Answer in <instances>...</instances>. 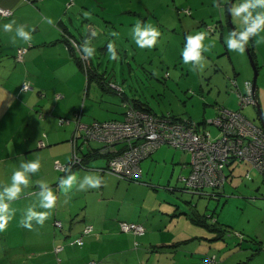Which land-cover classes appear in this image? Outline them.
I'll return each mask as SVG.
<instances>
[{"label": "rangeland", "instance_id": "obj_1", "mask_svg": "<svg viewBox=\"0 0 264 264\" xmlns=\"http://www.w3.org/2000/svg\"><path fill=\"white\" fill-rule=\"evenodd\" d=\"M195 1H204L203 6L206 7L208 15L216 9L212 5L218 2V0H25V6L11 16L4 19L0 17V20L9 22L16 20L18 24L27 25L29 28L39 24L40 31L37 37L44 35L47 38H63L66 34L62 33L67 30L76 39L70 37L68 39L70 45H72L70 41L82 44L89 26L99 32L91 42V46L96 50L93 58L83 60L72 48L74 53L71 54L70 64L81 75L82 90L80 99L71 101L72 107H68V111L59 114L58 109L55 110L57 101L60 100L61 103L64 97L56 96L57 90L53 91L56 82L52 80L50 68L46 66L40 68L43 81L48 83L49 89L42 90L44 92L41 91L42 94L38 95L39 98H43L48 93L47 103L39 102V105L48 110L37 111L44 124L54 119L59 126L74 127L75 114L80 115V121L83 123L120 119L123 116L122 103L125 98L144 103L157 115L170 113L203 124L204 120L215 116L218 105L230 109L238 108L237 96L229 79L235 76L238 87L244 92V81L252 79L253 68L247 49L242 55L228 51L224 39L232 28L229 27L225 15L221 23H214L212 26L189 24L195 17L189 15L185 9L190 10L188 7H192L191 4ZM219 1L229 3L231 0ZM235 2L237 0H233L232 3ZM43 17L52 18L55 26L43 23ZM183 20L188 25H183ZM231 20L233 26L237 28V22L234 24L232 17ZM137 21L158 28L161 35L154 48L141 49L136 46L131 38V29ZM185 31L187 35L198 31L209 33V38L204 43L213 47L203 53L206 63L202 71H193V66L185 64L182 60L181 52L187 36ZM113 32L117 35L113 36ZM12 35L13 33L0 32V55L14 54L17 45L29 47L34 52L59 54L60 57L68 54V49L54 45L37 47L34 42L26 44L19 39L13 42ZM257 40L260 41L256 42V48L254 46V63L258 72L257 99L264 116V33H261ZM109 41L116 45L118 61L109 58L107 52ZM249 43L252 44V41ZM17 53L18 51L15 54ZM74 57H77L83 68L77 65ZM19 61L20 63L16 64L25 66L24 60ZM23 70L28 71L27 67ZM65 70L66 68H63L62 73ZM78 82L79 79L65 81L67 84L64 87L75 88L79 85ZM105 84L120 86L123 93L119 95L113 88L105 87ZM240 111L261 126L256 105L246 104ZM59 118L66 119L65 123L60 124ZM206 128L212 138L220 135V130L215 124L207 123ZM44 138L45 132H42V139ZM69 143L71 147L70 139ZM166 148V156L153 164L149 179L127 180L113 175L110 177L112 188L106 192V195L116 194L127 202L131 201L134 213L149 216L153 223H158L159 218L164 222L167 220L164 228L169 231L163 230L164 222L161 220L162 230H157L156 225L154 229H149L158 239L178 235V240L187 239L185 244L170 247L171 250L168 252L164 246L161 255L150 256L149 263L175 264L178 260L180 264H202L204 255H215L218 261L216 264H264V250L258 249L256 252H259L253 254L256 243L252 240L256 238L264 241L262 196L264 174L251 167L249 163L233 161L225 168L227 178L219 195H211L213 192L211 189L205 190V193L209 194L191 193L184 189L185 182L181 177L187 174L182 171V162L179 160L188 159L189 152L169 145H166ZM118 182L125 185L114 190ZM141 184L146 186H139ZM108 213L116 214L117 211L110 209ZM132 213L130 208L121 211L122 215ZM211 213L218 219L214 226H210L213 220L206 217ZM217 228L223 230L218 231ZM218 235L220 236L217 237ZM151 249L155 250V247ZM173 254L176 256L173 257Z\"/></svg>", "mask_w": 264, "mask_h": 264}, {"label": "crops", "instance_id": "obj_2", "mask_svg": "<svg viewBox=\"0 0 264 264\" xmlns=\"http://www.w3.org/2000/svg\"><path fill=\"white\" fill-rule=\"evenodd\" d=\"M217 3H220L224 8L223 15H225L229 27L232 28L231 16L227 12L229 3H223L219 0ZM25 5V0H0V6L10 8L13 10V14ZM203 5L204 1H195L191 4L192 7H188L190 10L192 9L190 15L195 17L189 24H194V26L203 24L212 26L214 23H221L223 15L220 9L214 7L216 9L208 15L206 13L207 10H205L206 7ZM8 22L7 20H0V32H4L2 25ZM185 23L186 21L183 20L182 24L188 25ZM238 25L239 22L237 21ZM39 26L38 24L33 27L35 31L32 32L31 42L36 43L37 47L53 45L59 48L63 47L68 49L69 56H67L68 54L66 56L63 54V57H60L59 54L55 55L54 53L34 52L29 47L17 45L15 53L20 48H27L23 58L25 66H21L16 64L20 63V61H17L15 53L12 55H0V185L10 183L12 172L19 168L21 162L37 158L42 162L40 171L31 177L30 188L25 189L21 197L11 205L16 209V213L9 222L7 229L0 232V264H91V262H94V264H150V256L152 254L155 257L161 255L164 246L167 247V252L171 250L169 248L175 247L176 245L174 244L179 241V235L178 237L170 236L158 239L155 235H152L153 231L149 229H154L156 225L157 230H162L160 229L163 226L161 221L164 222L162 218L158 219V223H153L149 220V216L136 215L134 209H132L133 204L131 201L127 202L116 194L108 193L110 195H106V192L112 188L110 177H113V174L102 171L106 163L105 155L85 156L84 161L87 167L71 170L77 173L80 178L86 174L99 175L102 178V186L100 188L73 191L66 197L57 186L59 178L67 175V173L62 174L60 170L56 169L54 161L59 160L63 163L69 161L71 156L69 139L72 136L74 127L72 125L59 126L54 119L49 120L48 124H44V120L38 117L37 111L39 109L48 110L43 108V105H39V102L47 103L46 96H48V93L43 98H39L38 95L42 94V90H49L47 89L48 83L43 81L40 68L43 66L50 68L52 80L56 82V84L54 83L53 91L57 90L56 94L64 97L61 103L59 102L60 100L56 103L55 110L58 109L59 114L63 111H68L67 108L71 106V101L80 99L82 90L81 75L70 64L74 50L68 39L70 37L75 39V36L64 30L62 34H66V36H63V38H47L44 35L37 37L40 31ZM208 29L210 30V27ZM185 34L187 35V31H185ZM251 41L253 47L255 46L256 48L257 37H254ZM74 59L77 65L83 68V65L79 64L80 61L77 57H74ZM24 67H27L28 71H24ZM63 68H66V70L62 73ZM85 74L87 76L86 71ZM71 79H79V85L75 88L65 89L64 85L67 83L64 82ZM24 81H28L31 84V88L21 91L20 86ZM105 87L113 88L119 95L123 93V91H117L116 87L112 85L108 86L105 84ZM58 91L62 92L58 93ZM42 132H45L44 141ZM40 140L43 141V145L39 147ZM99 145L97 141H90L84 146V149L87 152L89 148H96ZM166 152V145H162L148 158L141 161V176L139 179H149L153 164L161 161L164 155L166 156ZM179 160L182 162V171H185L188 175L190 157L186 160L183 158ZM38 180L46 181L53 188L58 200L56 207L51 210V216L46 220L45 224L41 227L33 222V230H28L20 226V220L29 206L38 205V197L34 195V193L40 191L35 183ZM121 185H125V183H116L114 190L120 188ZM131 185H127V187ZM135 186L137 185L135 184ZM139 186L144 187L146 185L141 184ZM254 198L256 199V197ZM66 199L67 203H65ZM128 208L133 212V215H122L121 211ZM110 209H115L117 213H108ZM36 210L43 211L39 207ZM55 220L61 222L60 228L54 225ZM119 221L142 223L146 231L142 235L122 232L118 224ZM165 222L163 230L169 231L164 228ZM86 223L91 225L93 229L86 234H81L82 229L87 225ZM78 236H82L83 243L81 245L68 244L70 240ZM61 244L63 245L62 249L59 252H55L54 248ZM152 247H155V250H152Z\"/></svg>", "mask_w": 264, "mask_h": 264}, {"label": "built area", "instance_id": "obj_3", "mask_svg": "<svg viewBox=\"0 0 264 264\" xmlns=\"http://www.w3.org/2000/svg\"><path fill=\"white\" fill-rule=\"evenodd\" d=\"M10 14L9 9L0 7V15ZM26 50V47L18 50L17 60H23ZM229 81L237 96L238 108L230 109L218 105L215 116L204 120L203 124L192 119H177L170 113L157 115L135 106L128 100L122 103L124 111L121 119L83 123L80 121V115L75 114L74 130L70 138L71 158L67 163L56 160L54 166L62 172H66L65 169L68 168L72 170L75 166H82L77 143V140L81 139L80 148L88 140L100 142L101 147L97 149V153L106 156V165L102 171L127 180L138 179L141 176L140 162L162 145L186 150L190 154V171L181 179L185 182V190L196 193H205L206 189H221L226 177L224 169L233 161L249 163L264 172V127L255 124L240 111L246 104H257L256 90L251 80L244 81V92L238 87L235 76ZM111 85L121 91L119 86ZM30 88L28 81H24L20 86L21 91ZM65 121L66 119L59 118L60 124ZM207 123L215 124L220 130V135L212 138L206 128ZM39 145H43L42 140ZM54 225L60 228L61 222L55 220ZM119 227L124 232L138 235L144 233V227L137 222L120 221ZM92 229L91 225H86L83 234ZM68 243L81 245L82 236ZM62 247V244L57 245L55 252H59Z\"/></svg>", "mask_w": 264, "mask_h": 264}, {"label": "clouds", "instance_id": "obj_4", "mask_svg": "<svg viewBox=\"0 0 264 264\" xmlns=\"http://www.w3.org/2000/svg\"><path fill=\"white\" fill-rule=\"evenodd\" d=\"M214 7L219 8L221 14L224 13V8L220 3H214ZM228 14L233 19V23L239 22V25L234 30L230 31L224 39V43L230 52L244 54L249 41L254 37L264 33V0H237L232 3L227 9ZM87 13L85 16L87 17ZM43 23L55 26V22L50 17H43ZM2 30L5 33H13L12 41L17 39L26 44L32 41V32L34 28H29L27 25L18 24L16 20H11L2 25ZM99 32L89 26L88 34L82 44L72 43L73 49L76 50L82 59L88 60L94 57L95 48L91 46L92 39L96 38ZM113 36L117 33L113 32ZM161 33L158 28L152 24H143L140 21L132 27L131 38L135 41L137 47L141 49L154 48L158 43V38ZM209 38V33L206 31H198L195 34H189L185 37V44L181 52L182 60L185 64H191L192 70L202 71L205 67L206 57L204 52L210 51L213 45H205V40ZM257 43L260 41L257 40ZM107 52L112 61H118L119 55L116 45L109 41L107 43ZM42 167V162L39 158L21 162L19 168L14 170L10 177V183L0 185V232L7 229L9 222L14 218L16 209L11 205L18 200L25 189L31 186V177L37 174ZM67 175L60 177L58 180V188L66 197L73 191H87L89 189H98L102 186V178L96 174H86L82 178L77 173L71 171V168L65 169ZM40 191L34 193L38 197V205L29 206L23 218L20 220V226L28 230H33V222L36 225L43 226L51 216V210L56 207L58 197L53 188L43 180L35 182ZM67 199L65 203H67ZM37 207L43 211H37Z\"/></svg>", "mask_w": 264, "mask_h": 264}, {"label": "trees", "instance_id": "obj_5", "mask_svg": "<svg viewBox=\"0 0 264 264\" xmlns=\"http://www.w3.org/2000/svg\"><path fill=\"white\" fill-rule=\"evenodd\" d=\"M33 1V0H32ZM0 7H2V6H0ZM2 8H5V7H2ZM5 9H9L10 11H11V14L10 15H8V16H11L12 14H13V10H11L10 8H5ZM185 11H187V13L190 15L191 14V12H190V10H188V9H185ZM0 16H2V17H8V16H3V15H0ZM247 49H248V51H249V54L254 58L255 57V53H254V47H253V44H248L247 45ZM79 62V61H78ZM80 64V63H79ZM252 81V80H251ZM121 92H122V89H121ZM124 100H127L126 98L124 99ZM129 101V100H128ZM130 103H133L135 106H137V107H140V108H142V109H145V110H149L150 111V109H149V107H147V106H145L144 104H142V103H140L139 101H135V99L134 100H130L129 101ZM162 115H164V114H162ZM41 116V115H40ZM171 116H173L174 118H177V119H182V118H180V117H177V116H175V115H171ZM111 120V119H110ZM98 121H100V120H98ZM73 133V132H72ZM44 141V140H43ZM90 141H95V140H88L85 144H83V146L80 148L79 146L82 144L81 143V141L79 142V139L77 140V143H78V148H79V153H78V155H80V157L82 158V166H75V167H73L72 168V170L74 169V168H80V167H87V164L85 163V161H84V157L85 156H89V155H98V153H97V149H99V147H101V143L100 142H98L100 145L98 146V147H96V148H89V150L86 152L85 151V149H84V146L86 145V144H88ZM56 161V160H55ZM55 161H54V163H55ZM240 162H242V161H240ZM232 163V162H231ZM230 163V164H231ZM229 165V164H228ZM227 165V166H228ZM226 166V167H227ZM55 167V166H54ZM225 167V168H226ZM254 168V167H253ZM259 171V170H258ZM224 172H225V169H224ZM260 172V171H259ZM61 173L62 174H66L67 172H62L61 171ZM260 173H264V172H260ZM225 175H227L226 174V172H225ZM248 175V174H247ZM226 178H227V176L225 177V181H226ZM139 179V178H138ZM138 179H135V180H138ZM225 181H224V183L222 184V186H221V189H223V186H224V184H225ZM221 189H219V190H212L213 192L212 193H210L211 195H219V193H220V191H221ZM191 193H196V192H191ZM198 194H200V195H204V194H209V193H198ZM199 214V213H198ZM205 217V216H204ZM206 217H209V218H211L213 221H212V223H211V225L210 226H214L215 225V223L217 222V218L216 217H214V215L211 213V214H209V215H206ZM204 219V218H203ZM202 218H201V220H203ZM200 220V221H201ZM120 222V221H119ZM118 222V223H119ZM137 223H139V222H137ZM204 223V222H203ZM139 224H141L143 227H144V225L142 224V223H139ZM205 224V223H204ZM88 225V224H87ZM85 227V226H84ZM84 229V228H83ZM83 229H82V231H81V234H83ZM222 229L223 230V228H217V230L218 231H220V230ZM221 230V231H222ZM146 231V229H145V227H144V232ZM134 234V233H133ZM136 235H138V234H136ZM140 235H142V234H140ZM239 235H240V233H239ZM220 235H218L217 237H219ZM240 237H242V236H240ZM252 240H253V242L254 243H256V247H255V250H254V252H253V254H255L256 255V253H258L259 251H261V250H264V241H261V240H258V239H256V238H252ZM187 241V239H184V240H179V241H177L174 245H176V246H182V244H185V242ZM134 243H136V241H134ZM259 249V251L258 252H256L257 250ZM176 256V254L174 255L173 254V257H175ZM252 257H253V255H251ZM207 261V262H206ZM216 263H218V261H217V259H216V256L215 255H204L203 256V258H202V264H216ZM175 264H180V262L177 260L176 262H175Z\"/></svg>", "mask_w": 264, "mask_h": 264}, {"label": "water", "instance_id": "obj_6", "mask_svg": "<svg viewBox=\"0 0 264 264\" xmlns=\"http://www.w3.org/2000/svg\"><path fill=\"white\" fill-rule=\"evenodd\" d=\"M232 2H233V0H231L230 2H229V4H228V7H230L231 6V4H232ZM229 16H230V14H229ZM235 28L232 26V30H234ZM247 52H248V54H249V51H248V49H247ZM249 58H250V63H251V66H252V68H253V76H252V84H253V88H254V90H256V79H257V74H258V72H257V68H256V65H255V63H254V58L249 54ZM256 106H257V108H258V113H259V118H260V124H261V126H264V116H262V112H261V109H260V105H259V102L257 101V104H256Z\"/></svg>", "mask_w": 264, "mask_h": 264}]
</instances>
